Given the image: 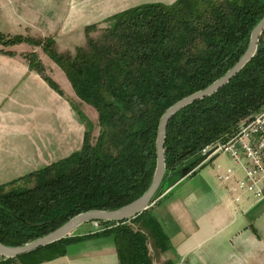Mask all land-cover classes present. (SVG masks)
<instances>
[{
	"label": "trees",
	"instance_id": "16d2710c",
	"mask_svg": "<svg viewBox=\"0 0 264 264\" xmlns=\"http://www.w3.org/2000/svg\"><path fill=\"white\" fill-rule=\"evenodd\" d=\"M263 17L264 0L142 5L105 20L97 37L92 34L101 26L86 27L85 44L72 55L56 51L52 40H6L0 34L5 46L42 47L65 74L76 98L95 110L99 127L93 143L92 123L80 114L85 134L79 152L0 187V243L22 246L78 214L117 210L140 198L156 168V138L164 112L223 77L244 54ZM259 44H264V30ZM24 58L61 92L36 54ZM263 106L264 49L215 94L170 119L162 184L171 180L170 187L185 167L194 169L204 147L226 142L241 120ZM29 182L32 187L21 185ZM149 211L130 221H100L99 231L67 237L0 264L51 261L65 256L72 243L102 236L113 237L119 264H151V252L165 251L168 238Z\"/></svg>",
	"mask_w": 264,
	"mask_h": 264
},
{
	"label": "crops",
	"instance_id": "0c3cea01",
	"mask_svg": "<svg viewBox=\"0 0 264 264\" xmlns=\"http://www.w3.org/2000/svg\"><path fill=\"white\" fill-rule=\"evenodd\" d=\"M175 1L0 0V34L54 38L59 53L72 55L85 44L86 27L102 26L108 18L142 5ZM31 53L60 93L29 68L24 56ZM72 97L65 74L40 48L0 43V187L81 150L85 125L80 114L91 123L97 114L83 103L77 109ZM246 163L242 158L235 164L220 153L166 189L149 212L167 236L168 247L154 252L157 259L152 255L151 264H264V198L257 200L238 187ZM224 176L228 179H219ZM260 184L264 187V181ZM5 260L0 257V262ZM32 263L119 264L112 236L72 243L65 256Z\"/></svg>",
	"mask_w": 264,
	"mask_h": 264
},
{
	"label": "water",
	"instance_id": "95a60500",
	"mask_svg": "<svg viewBox=\"0 0 264 264\" xmlns=\"http://www.w3.org/2000/svg\"><path fill=\"white\" fill-rule=\"evenodd\" d=\"M264 30V17L253 29L248 47L238 62L221 78L213 82L204 90L196 92L186 98L181 99L174 105L169 107L162 115L156 138V168L153 174L151 184L147 191L137 200L132 203L113 211H88L78 214L67 221L65 224L42 236L34 241L26 243L18 247H8L0 243V257L4 259L15 258L41 247L47 246L61 239L70 237L71 234L81 225L89 222L113 221L125 222L130 221L144 211L148 210L155 199L159 188L161 187L163 177L165 174V160H164V143L165 133L170 119L184 107L192 104L195 101L201 100L208 96L215 94L223 86H225L239 71L253 58L259 51L264 49V44H259V38Z\"/></svg>",
	"mask_w": 264,
	"mask_h": 264
},
{
	"label": "built area",
	"instance_id": "2783aa9c",
	"mask_svg": "<svg viewBox=\"0 0 264 264\" xmlns=\"http://www.w3.org/2000/svg\"><path fill=\"white\" fill-rule=\"evenodd\" d=\"M220 153L229 155L235 164L246 159L245 177L238 182V187L257 200L263 199L264 187L260 182L264 181V108L242 123L226 142L204 147L198 153L196 169ZM219 179L226 180L228 176Z\"/></svg>",
	"mask_w": 264,
	"mask_h": 264
},
{
	"label": "rangeland",
	"instance_id": "374dc122",
	"mask_svg": "<svg viewBox=\"0 0 264 264\" xmlns=\"http://www.w3.org/2000/svg\"><path fill=\"white\" fill-rule=\"evenodd\" d=\"M105 26V25H104ZM104 26H101V27H99V29H98V32H96V33H93L92 34V36H94V37H97L99 34H100V31H101V28H104ZM2 36H4V35H2ZM17 36H19V35H17ZM14 37H16V36H9V37H7L6 36V40H8V39H11V38H14ZM21 37H23V38H30V39H33V38H31V37H26V36H21ZM34 40H41V42H44L45 40H52L53 41V45H54V48H55V50L56 51H59L58 50V48H57V43H56V41H55V39L54 38H38V39H34ZM21 44V43H20ZM25 44H27V45H30V46H33V47H36V48H40L41 50H42V47H40V46H36V45H32V44H28V43H25ZM262 45V44H261ZM79 47H81V46H79ZM77 48V47H76ZM76 48H74V51H75V49ZM44 53V52H43ZM43 64V63H42ZM44 65V64H43ZM44 68H45V66H44ZM47 71H46V69H45V73H46ZM72 100H73V103H74V105H75V107L77 108V109H79V108H81L83 105H82V103L76 98V97H72ZM90 108V107H89ZM264 108V106L262 107V109ZM261 109V110H262ZM91 110L93 111V112H91V114H95L94 113V110L91 108ZM90 118H91V120L93 119V116L91 115L90 116ZM96 119V118H95ZM246 120H241L240 121V123L238 124V127L242 124V123H244ZM237 127V128H238ZM92 131H91V137H92V141H93V143L95 142V139L97 138V136H98V133H99V127H98V125H97V120L95 121V120H92V129H91ZM197 167V166H196ZM196 167L194 168V169H192V170H189V168H188V166L187 167H185L182 171V173H184L183 174V176H189L190 175V173H193L194 172V170H196ZM171 184V180H168V181H166V183H164V184H161V187L159 188V190H158V192H157V194L155 195V199L153 200V204L161 197V195L162 194H164L165 192H166V189L168 188V186ZM21 185H23L24 187H32L33 186V182H29V183H22ZM152 204V205H153ZM101 227H103V226H101L98 222H89V223H86V224H83V225H81V226H79L72 234H71V236L70 237H73V236H83V235H86L87 233H94V232H96V231H98ZM3 245V244H2ZM5 246V245H4ZM151 254L152 255H154V252H151ZM154 257H155V260L157 259V255H154Z\"/></svg>",
	"mask_w": 264,
	"mask_h": 264
}]
</instances>
